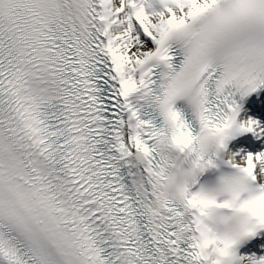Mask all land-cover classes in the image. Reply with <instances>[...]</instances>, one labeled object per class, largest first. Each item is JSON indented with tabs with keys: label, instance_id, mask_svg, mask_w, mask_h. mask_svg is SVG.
<instances>
[{
	"label": "snow or ice",
	"instance_id": "obj_1",
	"mask_svg": "<svg viewBox=\"0 0 264 264\" xmlns=\"http://www.w3.org/2000/svg\"><path fill=\"white\" fill-rule=\"evenodd\" d=\"M261 87L264 0H0V264H204L200 177L264 183L228 147Z\"/></svg>",
	"mask_w": 264,
	"mask_h": 264
},
{
	"label": "clouds",
	"instance_id": "obj_2",
	"mask_svg": "<svg viewBox=\"0 0 264 264\" xmlns=\"http://www.w3.org/2000/svg\"><path fill=\"white\" fill-rule=\"evenodd\" d=\"M207 135L208 144L214 147L216 141L213 134ZM177 141L189 144L191 138L187 135L177 136ZM225 159L236 163L230 150L221 155V160ZM218 170V175L213 180L202 183V186L208 196L215 197L218 202L228 201L232 207L216 208L208 204L205 197H196L197 203L206 211L204 219L208 229L201 240V251L205 258L204 264H236L245 257L238 254V246L250 237L249 230L264 224V183L253 185L245 177L238 186H224L219 177L235 173Z\"/></svg>",
	"mask_w": 264,
	"mask_h": 264
}]
</instances>
